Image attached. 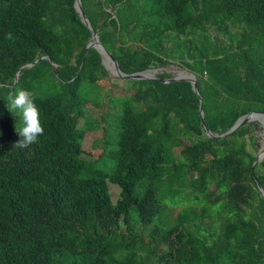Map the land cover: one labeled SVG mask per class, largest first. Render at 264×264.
<instances>
[{
    "label": "trees",
    "instance_id": "trees-1",
    "mask_svg": "<svg viewBox=\"0 0 264 264\" xmlns=\"http://www.w3.org/2000/svg\"><path fill=\"white\" fill-rule=\"evenodd\" d=\"M82 4L125 73L180 63L203 101L186 80L111 78L131 94L114 99L116 166L101 167L108 149L83 156L96 125L81 120L109 72L96 48L85 58L92 31L76 0H0V264H264V160L254 164L247 142L258 143L259 123L212 138L200 112L221 134L264 111V0ZM17 86L34 93L44 127L25 148L15 146L19 113L6 107ZM110 182L121 188L117 203Z\"/></svg>",
    "mask_w": 264,
    "mask_h": 264
},
{
    "label": "rangeland",
    "instance_id": "rangeland-1",
    "mask_svg": "<svg viewBox=\"0 0 264 264\" xmlns=\"http://www.w3.org/2000/svg\"><path fill=\"white\" fill-rule=\"evenodd\" d=\"M239 29L235 28L232 30V32H238ZM221 38L224 40L229 41V34H226L223 31H215ZM188 70L186 67L182 66L180 63H174L173 65L169 67H165L163 69H158L157 73L159 72H167L172 76L178 75L180 72H184ZM113 77L109 76L105 80H102L99 82L100 84V99L98 100V103L95 105L89 104V107L91 108L90 113L88 114V118L81 120V126L86 127L87 123L95 124L96 126L92 129H88L84 132V140H83V149L85 150V153L83 156L93 161L95 159H98L101 154L104 152V150H107L109 153L104 155V158L100 161V166L104 167L106 169H114L116 166V161L111 156V152L109 149H115L116 148V141L119 138V114L116 113L118 111L119 107L116 103V99L124 98L128 95H130L129 82H114L112 81ZM134 92V91H133ZM116 98V99H115ZM115 99V100H114ZM115 112V113H114ZM259 123L258 121H255ZM20 123V117L18 120V126ZM87 129V128H86ZM118 131V132H117ZM109 134V137H108ZM258 136V143L256 145L253 144L252 140L247 138L248 142V149L250 150L252 156L256 158V160L259 157V152L261 149V146L263 144V134H264V127L261 123H259V127L256 132ZM106 137H108V141L110 142V146L108 143H106ZM190 141L188 139H185V145H188ZM184 146H178L174 148L175 155L180 158L181 157V151L184 148ZM110 192L112 194V198L114 203H117V201L121 197V188L118 184L110 182ZM163 193L169 195V191L164 190ZM183 195L181 196V198ZM172 201L178 200L180 196L178 194L173 196ZM168 199L170 197L168 196ZM188 201V200H187ZM179 208H172L170 215L174 218L177 217L179 214ZM121 223V230L126 231V224L124 223L123 219L120 220ZM161 248H165L164 246H161Z\"/></svg>",
    "mask_w": 264,
    "mask_h": 264
},
{
    "label": "water",
    "instance_id": "water-1",
    "mask_svg": "<svg viewBox=\"0 0 264 264\" xmlns=\"http://www.w3.org/2000/svg\"><path fill=\"white\" fill-rule=\"evenodd\" d=\"M76 8H77V10H78V12H79L84 24L86 26H88L89 29L92 31V38H91L90 42L88 43L86 54H85V58L87 57V52L89 51L90 48H96L101 53L102 63L106 67V69L108 70L109 76H111V77H120V78H128V79H137V80H151V79H154V80H160V81H163V82H172V81L186 80V81H189V82L192 83L194 91L200 96L201 102L203 101V98L201 97L200 91H199V88H198L197 75L194 72H191L189 70H186L184 72L182 71L178 75L172 76L170 78H159L158 76H156V74L158 72L157 71L158 69H147L145 71H140V72H135V73H130V74L125 73L121 69L119 61L108 51V49L102 43L99 33L94 29L90 19L88 18V16L84 12L82 0H76ZM44 58L50 59L49 56H44L41 59H44ZM38 61L39 60H37L34 63H28V64L22 66V68L33 67ZM19 75H20V71L16 75V82L18 81ZM56 75H57V73H56ZM200 112H201V115H202L205 132H206V134L209 137H212V138L226 137L227 135H230L235 130H237L240 126H242L243 124H245L247 122L258 121L264 127V120L257 119L258 117H263L264 118V111H252V112H249V113L244 114L243 116H241L236 121V123L228 131H226L224 133H221V134L220 133H215L208 127V125L206 123L205 112H204V108H203L202 104L200 106ZM263 140H264V134H263ZM263 160H264V149L261 148L260 152H259V157L255 161L254 164H256L258 162H262ZM258 186H259V189H260V191L262 192V194L264 196V187L260 183H258Z\"/></svg>",
    "mask_w": 264,
    "mask_h": 264
},
{
    "label": "clouds",
    "instance_id": "clouds-1",
    "mask_svg": "<svg viewBox=\"0 0 264 264\" xmlns=\"http://www.w3.org/2000/svg\"><path fill=\"white\" fill-rule=\"evenodd\" d=\"M6 107L15 116L19 113L20 123L16 130L20 139L15 146L25 148L36 142L44 133L39 106L34 93L22 86L12 88L6 96Z\"/></svg>",
    "mask_w": 264,
    "mask_h": 264
},
{
    "label": "bare ground",
    "instance_id": "bare-ground-1",
    "mask_svg": "<svg viewBox=\"0 0 264 264\" xmlns=\"http://www.w3.org/2000/svg\"><path fill=\"white\" fill-rule=\"evenodd\" d=\"M257 119L264 120V118H263V117H258ZM261 148H263V149H264V140H263V144H262V147H261Z\"/></svg>",
    "mask_w": 264,
    "mask_h": 264
}]
</instances>
